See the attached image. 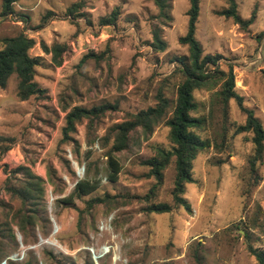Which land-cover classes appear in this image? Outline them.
Listing matches in <instances>:
<instances>
[{"label": "rangeland", "instance_id": "obj_1", "mask_svg": "<svg viewBox=\"0 0 264 264\" xmlns=\"http://www.w3.org/2000/svg\"><path fill=\"white\" fill-rule=\"evenodd\" d=\"M235 1L242 19L254 13L251 25L241 28L232 18L220 15L227 7L223 0H199L195 37L203 55L220 56L216 66L220 71L227 73L232 68L236 93L264 128V0ZM75 3L76 19H71L67 11ZM168 3L169 20L159 16L151 0H19L7 16H1L0 0V48L3 38L20 33L32 38L35 45L29 55L42 58L34 81L46 90L42 98L20 101L15 74L0 88V198L14 209L19 206L18 201L10 203L4 191V171L5 167L9 171L28 166L45 182L52 224L47 238L20 248L18 253L24 251V257L16 264L30 256L37 264H54L43 251L62 264H258L247 245L264 250V154L257 166L260 182L253 185L247 162L253 151L251 134L236 133L246 115L234 100L229 101L224 115L220 106L211 103V92H193L199 107L192 115L205 119L200 135L213 144L193 161L194 183L185 185L183 195L190 212L175 207L171 213L148 214L142 211L146 204L134 198L144 197L156 184L154 178L145 177L149 169L142 163L158 148L171 147L165 121L183 80L174 61L188 56L187 47L180 45L178 38L187 30L189 1ZM111 16L113 24L101 25ZM155 32L165 42L163 51L151 47ZM41 42L49 49L55 44L64 47L59 65L52 63L51 53L43 52ZM91 52L94 57L88 56ZM159 96L169 102L165 117L148 140L138 131L129 150L115 154L121 171L118 181L109 183L105 155L111 142L102 148L97 139L114 125L154 107ZM108 104L114 109L107 110L95 124L97 139L92 147L86 144V120L70 134L72 141L63 140L64 117L72 107L90 109ZM87 151H91L88 159ZM73 162L78 169L84 168L82 174L77 175ZM49 168L61 179L53 185L48 182ZM174 175L172 159L154 189L152 202L173 205ZM86 176L100 180L95 193L81 201L75 199V207L56 204L57 197L71 193L73 181ZM104 195L132 198L108 214L102 206L95 207L92 216L78 227V211L84 209L85 201ZM4 214L0 206L1 223L9 221ZM109 217L110 224L101 233L98 227ZM102 248L109 252L98 256Z\"/></svg>", "mask_w": 264, "mask_h": 264}, {"label": "trees", "instance_id": "obj_2", "mask_svg": "<svg viewBox=\"0 0 264 264\" xmlns=\"http://www.w3.org/2000/svg\"><path fill=\"white\" fill-rule=\"evenodd\" d=\"M19 0H2L1 16H7L13 12V5ZM159 9V16L163 19H170V5L168 0H151ZM189 8L186 12L188 17L186 33L178 38V42L188 49V56L176 58L174 69L178 70L183 80L177 86L176 100L171 110L170 117L165 121V126L169 129L168 138L171 143L170 149L158 148L153 157L147 159L142 164L148 167L149 172L145 175L148 178H154L156 184L149 190L144 197H134L143 201L145 207L143 212L148 214H167L171 213L175 207H183L190 212L191 208L187 200L183 197L185 185L194 183L192 177L193 161L200 153L209 149L213 144L209 138L200 135L205 126V119L192 115L198 109V103L194 100L193 92L195 90H204L211 92L210 101L220 106L224 115L230 100H234L242 112L245 113L246 119L243 125L236 128V133H250V141L253 145L252 154L248 157L249 178L253 185L260 182L257 166L264 154V128L260 120L254 115L253 111L243 106V99L235 91L234 73L229 68L227 73L220 71L217 66L219 55H203L202 47L195 37L196 23L199 16V0H188ZM227 7L220 12V15L232 18L241 28H247L254 21V13L249 19H242L237 12L235 0H223ZM77 3L68 9V15L71 19H76L74 9ZM76 10V9H75ZM47 15H50L47 14ZM114 16L102 20L101 25H111L114 23ZM35 45V41L23 33L14 37L3 38L0 48V88L7 86L9 78L15 74L16 96L20 101H27L32 96L44 97L46 90L41 88L35 81V68L40 65L42 58L39 56L31 57L29 51ZM151 47L157 51L165 49L159 35L155 32ZM41 48L45 53H51V61L54 65L61 62V54L64 50L62 45L55 44L51 49L41 42ZM94 54L91 52L90 55ZM87 57V55L85 56ZM84 61V58L81 62ZM264 73V72H263ZM109 109H114L112 105H101L86 109L83 107H72L66 112L62 128L64 141H72L70 134L76 131V126L83 120H86V144L90 148L96 141L93 135L94 127L97 121ZM169 109V102L162 96L158 97V103L154 107L141 110L131 116L129 120L116 124L111 127L107 133L97 139L101 147L106 148L111 142L110 149L106 153L107 173L106 180L114 184L118 181L121 166L116 153L129 150L132 144L133 135L138 131L142 137L148 140L154 127L165 117ZM75 154H78V147L75 148ZM91 156V151L86 152V159ZM174 160L175 175L173 180V189L171 191L173 205L168 203L152 202L154 189L160 185L163 179V171ZM68 164V163H67ZM69 165V164H68ZM67 165V166H68ZM6 168V180L4 191L9 196V201H18L19 206L14 209L9 202L0 198V206L5 209V218L9 221L0 222V262L14 253H18L20 248L30 247L38 243L39 238H47L52 232V224L47 214L44 180L35 175L28 166H18L8 171ZM74 178L73 172L68 169ZM61 179L56 177L55 172L49 168L48 182L53 185L55 181ZM64 185V183H63ZM71 193L62 198H56V204L65 207H75L74 200H83L95 193L100 187V180L90 178L73 181ZM59 190H53L57 195ZM117 198L123 199L118 202ZM132 197L127 196H109L104 195L100 198H92L85 201V207L78 211V227H81L82 221L92 216L91 211L102 206L105 213L117 209L121 205H126ZM248 235L245 233V238ZM248 252L254 256L258 264H264V250L255 249L252 245H247ZM49 262L62 264L54 257L52 253L43 251ZM34 257L29 258L23 264H37ZM8 264H16L9 262Z\"/></svg>", "mask_w": 264, "mask_h": 264}, {"label": "built area", "instance_id": "obj_3", "mask_svg": "<svg viewBox=\"0 0 264 264\" xmlns=\"http://www.w3.org/2000/svg\"><path fill=\"white\" fill-rule=\"evenodd\" d=\"M74 163V162H73ZM74 165L76 166V173L77 175H80L84 172V168H82L81 170L78 169V165L74 163ZM111 218L109 217L106 221H104L105 223H101L100 226L98 227V230L102 233L105 229L108 228V224H110ZM55 231H53L54 233ZM90 252L92 254L94 253L93 248L90 249ZM109 252V248H102V250L100 251V255L98 254V256H102L106 253ZM24 257V251L19 252V253H14L12 255H10L9 257H7L5 260L1 261L0 264H8L9 262H20L23 260Z\"/></svg>", "mask_w": 264, "mask_h": 264}, {"label": "bare ground", "instance_id": "obj_4", "mask_svg": "<svg viewBox=\"0 0 264 264\" xmlns=\"http://www.w3.org/2000/svg\"><path fill=\"white\" fill-rule=\"evenodd\" d=\"M52 244H54V242H52Z\"/></svg>", "mask_w": 264, "mask_h": 264}]
</instances>
